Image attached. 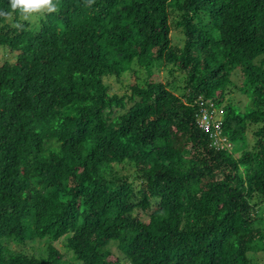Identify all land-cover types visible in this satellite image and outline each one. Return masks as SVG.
<instances>
[{"label":"trees","instance_id":"trees-1","mask_svg":"<svg viewBox=\"0 0 264 264\" xmlns=\"http://www.w3.org/2000/svg\"><path fill=\"white\" fill-rule=\"evenodd\" d=\"M55 2L37 30L0 17L16 58L0 66V264H60L53 245L39 259L3 240L70 233L84 264H123L112 242L127 264H251L264 252V0ZM161 62L173 81L150 78ZM235 70L245 112L227 100ZM130 71L148 77L112 94L105 78ZM198 99L224 108L231 151L199 128Z\"/></svg>","mask_w":264,"mask_h":264},{"label":"rangeland","instance_id":"rangeland-1","mask_svg":"<svg viewBox=\"0 0 264 264\" xmlns=\"http://www.w3.org/2000/svg\"><path fill=\"white\" fill-rule=\"evenodd\" d=\"M46 13V12H45ZM44 13V14H45ZM43 15L37 16L34 19L28 20L31 23V28L33 30H37L40 26V21L44 17ZM10 20V19H9ZM12 20V19H11ZM10 20V21H11ZM172 41L175 46L182 47L184 45V35L182 34L181 29L177 28L176 25H173V32H172ZM16 60L15 54L11 52L9 49L5 47H0V66L4 64L5 62H14ZM172 69L169 65H166L165 62H161L157 64V66L152 71V78L153 80L161 81L164 83H168L173 81L172 76L169 74V70ZM144 77L147 78L148 74L146 72H139L134 74V71H130L126 74H123L121 77H106L105 83L110 87L112 94H118V95H129L130 94V87L136 82L137 77ZM184 75L175 74V85L180 89L184 85ZM246 78H244V75L241 70H235L233 73L232 78V84L228 88V96L227 100L231 103L235 104L242 112L247 111L248 109L252 108V102L250 101V98L248 97V93H245L246 90ZM179 95L183 93V90H178L177 92ZM224 110V108H222ZM261 125H255L250 124L248 125L247 129V146L249 149H251L256 141L254 132L260 127ZM52 146H58L56 142H53L51 144ZM122 168L123 166H119ZM125 171L124 174H130L134 175L135 170L133 167L129 165L124 166ZM258 201V199H255V202ZM259 214L257 217H260V219L257 220V223L260 226L264 227V204L260 205V208H258ZM141 218L147 219V215L143 212H141ZM263 218V219H261ZM72 233L64 236L58 241H54L51 238H45V239H30L29 241L25 243H16V242H8L7 240H3V243H5L6 247L10 249L11 252L16 253H24L29 256H34L36 258H45L49 254V247L51 245L55 246L63 255V259L60 262V264H84L83 261L79 260L76 253L68 248V240L71 237ZM259 246L262 247V244L259 243ZM108 249L112 251L113 253V260L120 259L123 264H127L128 261L126 260L125 256L122 254V252L118 248V243L112 242L109 244ZM249 257L251 259V264H264V252L258 251V252H252L249 254Z\"/></svg>","mask_w":264,"mask_h":264},{"label":"built area","instance_id":"built-area-1","mask_svg":"<svg viewBox=\"0 0 264 264\" xmlns=\"http://www.w3.org/2000/svg\"><path fill=\"white\" fill-rule=\"evenodd\" d=\"M197 123L211 139L212 146L219 151H231L232 143L224 135V110L213 102L203 99L195 101Z\"/></svg>","mask_w":264,"mask_h":264},{"label":"clouds","instance_id":"clouds-1","mask_svg":"<svg viewBox=\"0 0 264 264\" xmlns=\"http://www.w3.org/2000/svg\"><path fill=\"white\" fill-rule=\"evenodd\" d=\"M10 11H0V17H18L16 27H22V21H28L43 15L45 12H53L57 8L55 0H9ZM225 117V115H224Z\"/></svg>","mask_w":264,"mask_h":264}]
</instances>
